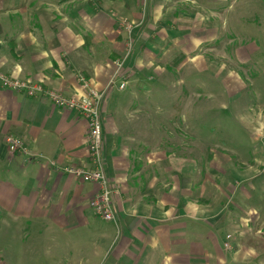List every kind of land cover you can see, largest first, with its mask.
Returning a JSON list of instances; mask_svg holds the SVG:
<instances>
[{
  "label": "crops",
  "instance_id": "crops-1",
  "mask_svg": "<svg viewBox=\"0 0 264 264\" xmlns=\"http://www.w3.org/2000/svg\"><path fill=\"white\" fill-rule=\"evenodd\" d=\"M257 1L0 0V72L67 97L86 94L81 78L105 91L116 216L97 217V184L62 171L90 166L87 121L0 84V264L264 262V105L245 120L261 138L248 150L183 151L185 108L198 104L187 84L203 72L231 94L258 84L242 70L264 48V28L249 45L242 23L261 15L248 9ZM120 17L135 22L128 55ZM10 136L26 151L11 152Z\"/></svg>",
  "mask_w": 264,
  "mask_h": 264
},
{
  "label": "rangeland",
  "instance_id": "rangeland-1",
  "mask_svg": "<svg viewBox=\"0 0 264 264\" xmlns=\"http://www.w3.org/2000/svg\"><path fill=\"white\" fill-rule=\"evenodd\" d=\"M248 9L250 13L257 12L262 15L252 16L253 18L249 17L242 21L251 29L246 37V43L250 45L251 41H258L262 36L260 30L264 28V0L257 1L251 6L248 5ZM245 64L242 68L244 73L248 71L245 77H252L256 74L253 78L257 77L255 79L258 84L251 88L249 86L238 94L228 92V86L224 84L225 79L214 78L208 72L198 75L197 80L200 83H197V86L191 82L185 86L184 89H190V99L192 97L198 103L194 108H185V119L183 120V126H187L183 134L185 155L190 156L194 148L199 154L198 158L206 160L210 147L223 143L227 147H237L242 144V149L246 151L251 143H258L261 140L256 133L249 131L247 133L244 123L256 114L259 105H264V48L246 53ZM185 71H191V69L185 68ZM238 98L241 99V103L234 102V99ZM173 103L172 98L162 101L161 107L166 115L174 113ZM238 103L241 104L240 107H236ZM179 151L181 152L182 149ZM203 167L202 165L201 169ZM228 264H264V262L232 260Z\"/></svg>",
  "mask_w": 264,
  "mask_h": 264
},
{
  "label": "built area",
  "instance_id": "built-area-1",
  "mask_svg": "<svg viewBox=\"0 0 264 264\" xmlns=\"http://www.w3.org/2000/svg\"><path fill=\"white\" fill-rule=\"evenodd\" d=\"M119 24L128 36L127 55L131 52L133 42L131 33L135 27V22L125 17H120ZM83 86L87 89L84 96L67 97L61 92L46 88L41 83L21 80L15 76H10L0 72V84L3 88L24 92L29 97H48L55 107L68 109L77 112L88 123V148L90 166H66L62 171L70 176H74L83 182L95 183L98 191L91 200V208L94 214L107 221L116 219L113 207V190L104 169V147L105 138L102 125V105L105 91L97 90L81 78ZM126 86L123 82L121 88ZM7 143L11 152L26 151L23 143L14 137H8Z\"/></svg>",
  "mask_w": 264,
  "mask_h": 264
}]
</instances>
